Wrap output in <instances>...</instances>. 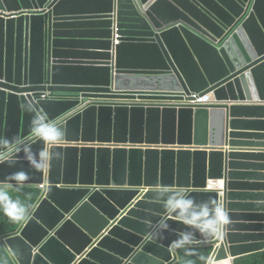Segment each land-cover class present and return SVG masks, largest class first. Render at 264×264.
<instances>
[{
	"label": "water",
	"instance_id": "1",
	"mask_svg": "<svg viewBox=\"0 0 264 264\" xmlns=\"http://www.w3.org/2000/svg\"><path fill=\"white\" fill-rule=\"evenodd\" d=\"M195 93L214 101L182 104ZM254 110L264 0H0V139L32 142L33 115L64 134L42 173L0 163V184L24 170L25 187L46 185L3 240L14 261L174 264L186 226L166 217L161 187L226 209V231L207 243L216 264L263 252L264 120L244 118ZM213 180L224 195L206 190ZM161 218L170 230L150 238Z\"/></svg>",
	"mask_w": 264,
	"mask_h": 264
},
{
	"label": "clouds",
	"instance_id": "2",
	"mask_svg": "<svg viewBox=\"0 0 264 264\" xmlns=\"http://www.w3.org/2000/svg\"><path fill=\"white\" fill-rule=\"evenodd\" d=\"M29 131L34 138L32 142H26L19 137L0 139V163L13 167L19 160H24L34 171L42 173L48 168L51 159L48 149L61 144L64 134L55 122L38 115H33L30 120ZM34 143H41L43 147L33 151ZM28 180V173L18 170L0 184V212L14 223L23 222L30 215L28 208L11 194L21 192ZM154 198L160 202L166 217L186 226L185 231L176 234L171 248L182 252L188 258L187 264H194L190 259L194 257L204 261L206 258L199 248L226 231L229 224L226 209L211 200L198 203L180 188L161 187L154 193ZM169 230L170 225L166 218L147 225V235L153 239L164 238Z\"/></svg>",
	"mask_w": 264,
	"mask_h": 264
},
{
	"label": "trees",
	"instance_id": "3",
	"mask_svg": "<svg viewBox=\"0 0 264 264\" xmlns=\"http://www.w3.org/2000/svg\"><path fill=\"white\" fill-rule=\"evenodd\" d=\"M11 194L14 198L19 199L28 208L30 213L33 206L39 200L42 191L37 187H24L21 192H12ZM26 219L23 222L14 223L0 212V264H16L3 240L16 233ZM199 251L206 259L201 261L195 257L190 258L194 261V264H211L215 248L206 244L201 246ZM187 259L180 252V259L174 264H187ZM234 264H264V251L238 258Z\"/></svg>",
	"mask_w": 264,
	"mask_h": 264
},
{
	"label": "built area",
	"instance_id": "4",
	"mask_svg": "<svg viewBox=\"0 0 264 264\" xmlns=\"http://www.w3.org/2000/svg\"><path fill=\"white\" fill-rule=\"evenodd\" d=\"M117 34L114 36V43H113V48H115L116 46L120 45V38L121 36L118 35V30ZM214 101V98L212 96V94L209 95H202V94H192L191 96V100L190 101H185L182 104L184 105H193V106H206L209 104H212ZM123 103H127V101L122 100ZM143 101H136V103H142ZM154 104H161V105H165V106H171V105H179L178 103L175 102H171V101H166V102H153ZM45 184L41 185L40 188L41 190L45 189ZM225 188H226V182L225 180H213L210 181L207 187V191H220V193L222 195H224L225 193ZM216 258V254L215 256L212 258L211 261H214Z\"/></svg>",
	"mask_w": 264,
	"mask_h": 264
},
{
	"label": "crops",
	"instance_id": "5",
	"mask_svg": "<svg viewBox=\"0 0 264 264\" xmlns=\"http://www.w3.org/2000/svg\"><path fill=\"white\" fill-rule=\"evenodd\" d=\"M259 115L260 116H262V117H259ZM244 118L246 119V121H248V122H250V123H252L251 125L253 126V127H255V128H260V127H262L261 126V121H263L264 120V113L262 112H258V111H250L249 113H247V114H245L244 115ZM262 149V153H264V147L263 148H261ZM260 182V181H259ZM11 191V190H10ZM12 193V192H11ZM215 252V251H214ZM178 260L180 259V251H179V253H178ZM215 256V253L213 254V257ZM212 257V258H213ZM212 258H211V260H212ZM177 260V261H178ZM176 261V262H177ZM223 264H233V262H231V261H228V262H224Z\"/></svg>",
	"mask_w": 264,
	"mask_h": 264
},
{
	"label": "rangeland",
	"instance_id": "6",
	"mask_svg": "<svg viewBox=\"0 0 264 264\" xmlns=\"http://www.w3.org/2000/svg\"><path fill=\"white\" fill-rule=\"evenodd\" d=\"M216 260H214V261H211V264H216V262H215Z\"/></svg>",
	"mask_w": 264,
	"mask_h": 264
},
{
	"label": "bare ground",
	"instance_id": "7",
	"mask_svg": "<svg viewBox=\"0 0 264 264\" xmlns=\"http://www.w3.org/2000/svg\"><path fill=\"white\" fill-rule=\"evenodd\" d=\"M232 262V261H231ZM223 264V263H222Z\"/></svg>",
	"mask_w": 264,
	"mask_h": 264
}]
</instances>
